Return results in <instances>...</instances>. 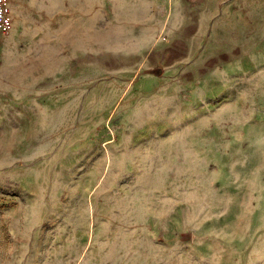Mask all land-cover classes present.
<instances>
[{
	"label": "rangeland",
	"instance_id": "1",
	"mask_svg": "<svg viewBox=\"0 0 264 264\" xmlns=\"http://www.w3.org/2000/svg\"><path fill=\"white\" fill-rule=\"evenodd\" d=\"M0 264H264V0H8Z\"/></svg>",
	"mask_w": 264,
	"mask_h": 264
},
{
	"label": "built area",
	"instance_id": "2",
	"mask_svg": "<svg viewBox=\"0 0 264 264\" xmlns=\"http://www.w3.org/2000/svg\"><path fill=\"white\" fill-rule=\"evenodd\" d=\"M12 25V16L8 7V0H0V30L8 32Z\"/></svg>",
	"mask_w": 264,
	"mask_h": 264
}]
</instances>
